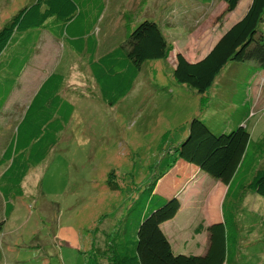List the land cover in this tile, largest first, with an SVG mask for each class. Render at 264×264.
Instances as JSON below:
<instances>
[{"label": "rangeland", "instance_id": "rangeland-1", "mask_svg": "<svg viewBox=\"0 0 264 264\" xmlns=\"http://www.w3.org/2000/svg\"><path fill=\"white\" fill-rule=\"evenodd\" d=\"M218 1L202 4V0H106L101 39L120 30H125L127 37L132 27L128 28L129 23L153 20L170 43L168 55L166 59L144 61L132 88L113 104L103 102L98 85L86 72L89 68L86 58L70 57L71 63L66 65L64 73L65 87L75 86L76 92L69 96L64 88L63 95L74 101L72 115L47 156L27 171L22 195L10 197L13 210L0 233V264H107L108 256L105 260L104 255H111L118 248L111 244L103 248L106 254L102 256L104 237L112 240L117 225L124 223L132 232L143 204L144 195L139 196V192L155 179L157 184L177 160L184 162L174 158V150L185 138L192 117L203 120L213 132L229 131L243 120L241 124L250 134L251 166L264 167L262 71L251 75L247 83L253 64L230 60L203 94L172 77L177 50L192 61L202 58L218 37L243 15L250 2L240 0L232 12L224 13ZM29 2L32 0H0V28ZM122 20L125 28L118 27ZM258 29L264 37V15ZM43 41L45 50L42 46L34 48L31 64L48 71L54 67L59 51L51 45L50 37H44ZM105 45L101 42L99 51ZM18 63L12 60L6 72L0 65V104L13 80L15 83L6 99L8 102L1 108L0 148L17 124L6 126L3 120L19 116L27 103L23 91L27 90V84L31 89L36 86V69L30 68L15 77ZM110 173L114 178L112 184L108 181ZM163 179L164 185L171 184L170 176ZM193 184L189 193L187 189L179 190L177 197L184 204L186 195L198 191L184 207L190 206L200 218L194 219L192 213L186 216L181 204L174 217L161 224L162 229L172 231L175 252H186L195 246L194 241H208L203 229L211 213L208 201L222 195L218 185L210 193L209 189L205 191L206 180ZM169 197L172 196L166 198ZM221 198L218 210L222 221L234 223L236 245L252 243L264 236L261 220L255 221L253 214L259 217L264 200L254 196L243 205L238 197L228 202H224L225 194ZM240 210L253 219L240 215ZM114 240L121 247L120 237Z\"/></svg>", "mask_w": 264, "mask_h": 264}, {"label": "trees", "instance_id": "trees-1", "mask_svg": "<svg viewBox=\"0 0 264 264\" xmlns=\"http://www.w3.org/2000/svg\"><path fill=\"white\" fill-rule=\"evenodd\" d=\"M202 1L207 4L211 0ZM220 1L225 4L224 13L232 12L240 2ZM105 6V0H32L23 5L0 28L2 69L6 72L12 60L13 63L18 60L19 70L15 75L18 77L28 54L23 56L22 51H28L30 41H36L39 31L44 29L54 38H63L78 53L87 55V64L103 101L113 104L132 88L141 64L146 60L166 59L171 46L157 22L143 19L129 23L128 28L132 27L127 37L95 57L98 45L95 29ZM263 15L264 0H251L243 15L221 34L202 58L190 61L177 52L172 70L174 80L203 94L230 60L253 64L247 83L257 71L264 73V37L258 29ZM17 39V52L6 57L4 53ZM63 79L60 72H51L44 78L0 156V163L10 164L2 175L4 184L0 186L5 200V219L0 220V232L13 210L10 197L22 195L20 183L27 171L47 156L68 122L72 104L61 95ZM13 82L0 110L13 90ZM242 122L239 120L229 131L213 132L203 120L192 117L185 138L174 150L175 159L193 164L225 184L226 202L250 192L264 198V167L253 169L251 166L250 134ZM112 175L108 176L110 184L114 180ZM155 185L156 179L139 192V196L144 195L143 204L133 231H128L124 223L116 226L112 240L104 237L102 256L111 244L118 248L113 249L111 255H104L105 260L108 256L107 264H224L228 233L234 232V223L218 221L208 226L209 248L205 254L175 253L160 225L176 214L179 199L175 195L164 198L154 193ZM119 237L121 247L118 241L115 245L114 239Z\"/></svg>", "mask_w": 264, "mask_h": 264}, {"label": "crops", "instance_id": "crops-1", "mask_svg": "<svg viewBox=\"0 0 264 264\" xmlns=\"http://www.w3.org/2000/svg\"><path fill=\"white\" fill-rule=\"evenodd\" d=\"M218 3L222 4L221 8L224 10L225 9L224 2L219 0ZM106 6H107V2H106ZM106 6H105L103 14H102V16H101V18L99 20L98 26L95 29V35H96L97 43H98L97 52H96L95 57L100 56L101 54L106 52L108 49L114 47L115 45H117L118 43L123 41V39L125 38V35H126L125 34V30L123 32L120 30V33L116 31V32H113V33H110V34L104 36L103 39H101V37H100L101 36V31H103V27H104V24H105V22H103V25H102V21H103V18H104V12H105V10L107 8ZM122 15H123V12H122ZM131 24H133V23H130V25ZM118 27L125 28V26L123 25V20H122V23H120V25H118ZM44 37H50L51 40H52V43H53L51 45L56 47L58 49V51H59V56L54 58V59L58 58L57 61L54 63V67L50 68L48 71L42 70L41 68H40V70H38V67L34 68L33 65L31 64L32 63V56H34V51H35V49H38V47L42 46L41 44L44 42L43 41ZM20 38L22 39L23 37H20ZM34 41L35 40H31L30 41L31 45H29L30 48L28 47V51L26 49L24 51H22L23 56H25L27 53L28 54L26 55V63L24 64V66H22L23 69H22L19 77L21 76V74L26 73L30 68L36 69L37 70V72L35 73L36 76H37L36 86H35V88L31 89V88H29V85L27 84V86H28L27 90L23 91V93L27 94V103L24 104V106L21 108V113L19 114V116L16 119L11 118V116H10V118H7V119L3 120V123H5L6 126L7 125H12L14 122L18 123L21 120V118H22V116H23V114H24V112H25V110H26V108H27L32 96L34 95L36 90L39 88L41 82L44 80V78L47 75H49L51 72H60L61 74H63V76H65L64 73H65V70H66V65L71 63L70 57L75 60L77 57L82 59L81 56H84L86 58V60H87V55L78 53L74 48H72L68 43H66L63 38H60V39L54 38L48 31H46L44 29H41L39 31L38 37H37L36 41L35 42ZM101 42H105L106 45H105V48L102 51H99V45H100ZM17 43H18V39L16 40V42H14L13 47L11 45L9 47L8 51L6 53H4V54H6V57H10L12 54L17 52V47H18ZM42 47L44 48L45 46H42ZM44 50H45V48H44ZM177 52H179V51L177 50L176 53ZM183 55L186 57L185 54H183ZM188 60H190V59H188ZM190 61H192V60H190ZM86 72L89 73V74H92L91 71H90V68H88ZM248 83H250V80H249ZM25 84L23 86V89L25 87ZM80 86H82L81 88H84V90L87 89V87H85L84 85H80ZM70 87H67V88L65 87V81L63 79V83H62V86H61V89H60L61 90V95H62L63 98L67 97V96H64L63 93L67 92L69 96H72L73 92H76L75 91L76 90L75 86H70ZM64 88H66V92H64ZM12 92H13V90H12ZM66 100L70 104H72V112H73L74 105H75L74 101L72 99H70V98H68ZM7 102H8V100L5 101V103L2 106V109L6 105ZM72 112H71L70 116L72 115ZM1 114H2V110H0V115ZM70 116H69V119H70ZM5 129L7 130V127ZM13 133H14V131H12V129H10L9 135H7L4 138V141L1 143L0 156L3 153L4 149L7 147V145L10 143ZM2 140H3V138H2ZM5 140H6V142H5ZM9 165H10L9 162L0 163V186H2V184H4V181H2L3 180L2 175L9 168ZM177 166H179L180 168L177 169ZM172 168L173 169L169 170L168 172L166 171L165 174L163 175L164 177L162 176L158 180V182L155 185L154 190H153L154 193H156L158 195L159 194L160 195H166V197L173 196V195L177 196V193H178L179 190L185 191L187 189V193H189L190 189H192L194 187L193 183H195L197 185V184L203 183L205 180L207 181V184H206L207 186H205V188H204L205 191H208V189H209L208 192L210 193V192H212L211 191L212 187H215V185H218V188H220V190L222 191V195H224L226 193V185L225 184H223L219 180L207 177L208 175L205 172L201 171L198 167H196L193 164L186 163L185 161L184 162H182V161L178 162V160H177L176 164L173 165ZM172 170H173V173H170ZM27 173H26V175H27ZM167 176H170V178H171V184L170 185H164L162 183L163 180H164L163 178H166ZM23 181H24V178L22 179V181L20 183L21 188H22V183H24ZM197 192L195 193L193 191L190 195H186L184 197V204L186 203V204L189 205L190 202L192 201L193 195L195 196V194H197ZM215 194L216 193H214V195ZM222 195H221V197H222ZM216 196H218V195L216 194ZM254 196H257V197L261 198L262 200H264L263 197H260L259 195L253 194L251 192L250 193H246L243 197L241 196V194L239 196L237 195L236 198L238 197L240 200H242V204L243 205L244 204L247 205L248 204V199L252 198ZM218 197H220V196H218ZM221 197H220V199L214 198L215 201H212V200L208 201V208L211 210V213H210V217L204 223L205 227L203 228L204 232L206 233V235L208 237V241H205L204 243H199L198 241H194L195 246L194 247L190 246L187 249L186 252H175L174 248H173V245L171 243V237H170V236H173L172 231L169 230V232H168L166 228L164 230L161 227L162 231L164 232V234L166 235L168 241L171 244L172 250L175 253H186V254L192 253V254H196V255H203V254H205L207 252V250L209 248V230H208V226H210L214 222L222 221V216H221V214H220V212L218 210V207H220V202L222 200ZM203 200H205L204 203H203V209L205 210L207 208V206H206L207 196H206V199L204 198ZM181 204H182V209H183L184 213H186V216H188L189 213H192L191 217H193L194 219H199L200 218L199 214L196 215V213H194V210L191 209L190 206L184 207V204L182 203V201H180V205ZM191 206H193V205H191ZM239 214L245 216L247 219H253L252 217L248 216L246 213H241V210H240ZM253 214H254V217H256L255 221L260 218L259 220H261V226H262V229L264 230V210L261 211L259 217H258L257 213H253ZM2 219H5V200H4V196L2 195V193L0 191V220H2ZM161 224H163V222ZM242 232H240V234H243ZM235 235L236 234H234V232H231V233L229 232L228 233L226 259H225L224 264H264V261H263L264 260V236H260L258 239H256L252 243L250 242V243L245 244V245L244 244L243 245H236L237 244V238H236ZM192 236H194V235H192ZM193 239H196V238L194 237Z\"/></svg>", "mask_w": 264, "mask_h": 264}]
</instances>
